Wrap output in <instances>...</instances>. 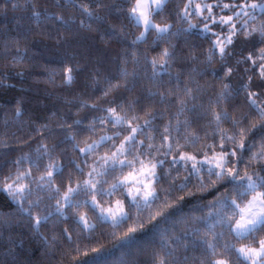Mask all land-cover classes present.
Wrapping results in <instances>:
<instances>
[{"label":"trees","instance_id":"1","mask_svg":"<svg viewBox=\"0 0 264 264\" xmlns=\"http://www.w3.org/2000/svg\"><path fill=\"white\" fill-rule=\"evenodd\" d=\"M201 2L212 5L213 15L219 19L216 23L205 19L209 15L204 13L184 18L188 0H167L153 21L170 25L169 31L161 34L151 28L141 39V26L129 15L135 0H0V181L9 174L14 176L17 169L30 171L23 181L32 189L28 200L40 201L29 215L19 210L8 193L0 192V264H159L161 258L171 260L168 252H174L179 264H201L202 260L208 264L213 259L237 264L235 249L253 245L252 238L229 231L234 210L231 201L243 207L251 195L241 196L227 181L213 183L216 177L209 179L204 165L200 166L203 186L193 175L187 187L179 188L188 176L186 162L179 155L203 159L205 152L213 154L207 145H214L219 153L221 135L239 139V128L258 123L257 112L249 106V93H256L257 102L264 105V80L258 67L264 61L257 59L253 66L246 59L249 54L256 59L264 48L259 31H253L264 24V12L257 9L253 19L237 18L234 13L239 8L223 5L245 0ZM229 16L237 19L234 25L239 28L221 56L219 46H214V30L223 31L220 20ZM244 20H248L246 26ZM165 49L171 56L164 58L167 63L161 68ZM68 68L73 70L70 84L65 83ZM109 108H115L124 122L115 127L110 121L101 123L109 116ZM146 120L150 123L145 124ZM137 125L133 153L125 155L131 160L143 152L140 159L145 162L163 161L157 166L158 182L153 185L161 199L151 212L163 203L161 189L170 190V207L164 214L149 222L150 212L145 210L141 214L144 228L126 238L138 215L135 206L129 208L131 197L126 188L112 196L95 197L104 208L114 206L116 200L124 202L132 219L118 227L98 219L99 209L92 208V196L84 191L72 194L73 204L64 206L63 216L56 213V201L63 204L69 183L76 187L90 179L88 172L94 165L100 171V158L110 156L130 134V126ZM101 137L113 140L101 141ZM262 137L260 127L253 129L245 140L250 149L238 152L244 161L238 165L241 175L244 171L264 175V164L258 160L249 164ZM94 141L99 142L94 152L80 151ZM148 144L154 147L149 149ZM225 146L232 148L228 141ZM127 147L133 149V145ZM17 160H21L18 165L14 164ZM53 162L64 174L61 177L53 171L49 184L48 165ZM187 164L190 168L191 161ZM130 171L117 165L111 174L95 176L100 181L97 188L109 191ZM23 207L29 208V203L23 202ZM38 215L48 219L37 229L34 219ZM81 215L94 226L83 233ZM260 238L264 231L257 234L256 239ZM205 241L215 245V256ZM77 244L81 245L79 255L74 251Z\"/></svg>","mask_w":264,"mask_h":264},{"label":"snow or ice","instance_id":"2","mask_svg":"<svg viewBox=\"0 0 264 264\" xmlns=\"http://www.w3.org/2000/svg\"><path fill=\"white\" fill-rule=\"evenodd\" d=\"M167 0H135V4L130 9V17L135 20L137 24H143L145 32L149 30V28L155 29L157 33H167L169 31L170 25L160 26L153 22L154 14H158L164 8L165 3ZM193 6V0H188V3L184 5L183 8V15L184 18H187L191 13L189 9ZM202 7L207 9L209 14L212 11V5L204 4L201 6L200 4L195 5V9L197 14L202 12ZM224 8H239L240 10L235 12V16L237 18L240 17H248L249 19H253V13L259 9L261 12H264V0H256V2L248 3L245 0L244 3L236 4L233 3L232 5L225 4L223 5ZM83 11L86 12L88 15L91 13L88 11L87 8H83ZM59 19V18H58ZM205 19H211V15L205 17ZM233 20L232 16L225 18H221V24H230L232 29H235V25L231 24ZM213 23H216L213 20ZM244 25L248 24V20L243 21ZM190 27L194 28L196 25L190 24ZM205 29H208V25L205 24ZM210 30V29H208ZM253 31H259L261 36V41L264 42V24L260 26L259 29H253ZM235 32L233 31V35ZM144 33H141L139 38H143ZM232 38L231 36L226 38L225 42L217 41L214 46H219L220 54L223 56L225 54V48L228 44H231ZM171 53L165 49L161 56V68L164 67V64L167 61L164 59L165 57H170ZM252 62L253 66H257L256 61L257 59L260 61H264V48L260 49V52L256 59H253L252 54L246 58ZM153 66L155 67L156 61L153 60ZM260 69V77L264 80V63L258 65ZM72 68H68L65 73V83H71L73 80L72 76ZM232 69L229 68L228 72L231 73ZM3 82L0 81V84ZM227 87V85H225ZM247 87V86H245ZM108 93L105 92L104 95L106 96ZM256 93H249L250 102L249 106L251 110H255L258 114V123H251L247 128H239V139H237L236 135L233 136H226L221 135V142H220V152L216 153L214 151V145H207L209 149L213 150V154L209 156L207 152L203 154V159H198L197 155H189V154H181L179 155V159L185 161V169L188 171V176L185 177V183L179 185L180 189H184L187 187V182L189 177L195 175L197 179L201 182L203 186V177L200 176V172L202 171L201 165H207V174L209 179L215 176L216 181H227L233 185V189L238 191L241 196L251 195V199L248 200V203L241 207L239 204L236 203L235 200L231 201V205L233 206V215L230 219V227L229 231L234 232L237 237L241 238H252L253 245H246L244 247L235 249V251L239 254L237 264H264V238L256 239V236L259 232L264 231V175L256 173L254 175H249L247 171L241 175L240 169L238 167L239 164L243 163V159L241 155H238V152H243L246 149H250L251 145L245 143V140L249 133L260 127L261 131L264 132V105L257 102ZM95 107V105H93ZM109 116L101 119V123L111 122L113 127L117 124H121L124 122V118L120 116L115 108L107 109ZM16 115H20V110L17 109ZM219 120V116L216 117ZM77 123H79L77 121ZM150 121H145V124H149ZM233 124L239 127V121L233 120ZM139 125L137 127H131L130 134L124 138V141L119 145L118 148L111 155H105L100 158L102 161L100 168L101 170L98 171L97 167L94 165L91 168V171L88 172V176L90 179L84 180L82 183H77L76 187L71 186V182L66 188V191L62 197L63 204L61 200L56 201V207L54 211L58 213L60 216L64 215V206L73 204V193H77L79 191H84L87 194L92 196L91 206L93 209H99L100 215L98 219H105L111 218L113 227H118L120 225L126 224L129 220L132 219L130 212H126L124 210V202L122 200H116L115 205L112 207L104 208L101 204L96 200V195H108L112 196L116 193V191H122L124 188H127L128 196L131 197V204L129 208L135 206L137 209V218L133 221V226L128 227L127 233H125L126 238H131V234L136 233L138 230L144 228V222L142 219V213L145 210L150 212L148 216V221L151 222L156 219L157 216H162L164 214L163 210H166L170 205L168 204V196L170 194V190L161 189L164 192L163 203L160 206V209L155 211L153 214L151 212L153 204L155 201L160 200L161 196L157 192L156 187L153 185L158 182V175L156 172L158 164H162V160H157L153 162V160H145L140 159V155H144L145 153L140 152L133 156V159H127L126 153L128 155H132L134 150V145L136 141V135L139 129ZM165 131L167 132L168 129L166 128ZM119 136V133H116ZM108 140L112 141L113 137H101V141ZM225 141L231 142L232 148L229 150L225 146ZM196 141L194 140L193 143ZM140 143H144L140 141ZM133 145V149H129L127 146ZM99 146V142H93L91 144H87L84 148H81L80 151L85 154H89L95 151V149ZM163 146V145H162ZM44 148L45 152H47V147L45 145H41ZM147 147L152 149L154 146L152 144H148ZM39 151V149H37ZM158 151V150H157ZM121 156H125L124 159H120ZM235 158V159H233ZM24 157L21 158V160ZM174 157V162H175ZM21 160H17L14 164H20ZM252 160H258L261 164H264V137H262V142L259 147V151L255 152L249 158V164ZM191 161V167H188L187 162ZM137 162L139 163V168H136ZM36 163V161H33ZM117 165L121 167L127 166L128 168L132 169L123 179H118L117 182L113 183L110 187V190L105 192V190L101 188H97V184L100 183L99 180L95 179V176H103L107 174H111V172L115 171ZM50 171L47 172V176L49 177L48 183H51V177L53 175V171L58 172V174L62 177L63 171L61 167L53 162L52 164L48 165ZM79 169V165L76 166ZM82 172L83 170L80 169ZM264 171V168L261 169ZM30 171L21 172L17 169L16 174L13 176L9 174L8 176L3 178V181L0 183L3 184V187H0V192H6L12 198L14 202H16L20 207L19 210L21 212H28L31 215V209L39 207V200L30 201L28 197L31 195L32 189L29 184L23 183V181L30 176ZM44 177H40V181H44ZM10 181V182H9ZM147 181V182H146ZM140 185L141 187H137ZM41 188L43 184L39 185ZM242 190V191H241ZM57 192L60 189H56ZM139 197V199H137ZM183 197H180L182 199ZM23 202L29 203V208L23 207ZM142 202V206H141ZM79 204V201L75 202ZM85 203H88L85 201ZM52 213L49 212V215ZM48 216H36L34 219V227L39 228L43 221H47ZM79 222L83 225L81 232L87 231L88 229L93 228L94 226L89 223L86 216L81 215L79 217ZM234 224V226H231ZM65 234L69 240L72 239L71 234L68 233V230L65 229ZM87 239V237H85ZM206 247L208 250L211 251L213 256L216 255V247L214 244L205 241ZM84 247H87L84 245ZM227 248L228 245H225ZM74 251L79 255L81 252V245L77 244V247ZM93 252H98V249H92ZM84 255L87 256L88 252L85 251ZM168 258H171L169 261L166 258H161L159 260V264H179V261L175 258L174 252H168L166 254ZM187 257H185V261ZM81 264H85V262H81ZM201 264H205L202 260ZM208 264H229V262L225 259H213L208 261Z\"/></svg>","mask_w":264,"mask_h":264},{"label":"rangeland","instance_id":"3","mask_svg":"<svg viewBox=\"0 0 264 264\" xmlns=\"http://www.w3.org/2000/svg\"><path fill=\"white\" fill-rule=\"evenodd\" d=\"M196 4H200L201 6H203L204 4H207L206 2H201V0H199V1H196V0H193V6L189 9V12L190 13H197L196 12V9H195V5ZM210 4V3H209ZM211 5V4H210ZM203 10H205V12H203ZM208 14V15H211V19H212V21L213 20H215V21H217V20H219V19H216L215 18V14L213 15V8H212V11H211V14H209V12H208V10L207 9H204L203 7H202V12L200 13V15H202V14ZM226 19V18H225ZM134 22H135V20H134ZM154 22V21H153ZM237 22V19H234V20H232L231 21V24H234V23H236ZM136 23V22H135ZM155 23V22H154ZM137 24V23H136ZM155 24H157V23H155ZM140 26H141V32H140V34H139V37L141 36V33L143 32L144 33V36H143V38L146 36V34H147V32H145V30H144V26H143V24H139ZM158 25H160V26H164V25H166V24H158ZM239 28V26H235V29H232L231 28V25L230 24H223V31H217V30H214V32L215 33H217V39H215L216 41H215V43L217 42V41H219V42H225L226 41V38L227 37H229V36H231L232 37V35H233V31H236V29H238ZM149 29H151V28H149ZM142 39V38H141ZM120 159H124V157L123 156H121L120 157ZM204 166H206V167H208L207 165H204ZM137 168H139V166L137 167ZM147 182V181H146ZM137 187H141L140 185H137ZM127 189V188H126ZM252 197H250L249 198V200L251 199ZM137 199H139V197H137ZM248 203V201L245 203V205ZM244 205V206H245ZM243 206V207H244ZM108 208V207H107ZM105 220H109V221H111L112 222V220H111V218H105ZM233 226H234V224H233ZM235 234V233H234ZM236 235V234H235ZM241 247H244V246H240V247H237V249L238 248H241Z\"/></svg>","mask_w":264,"mask_h":264}]
</instances>
